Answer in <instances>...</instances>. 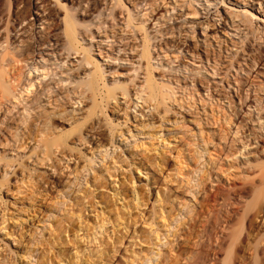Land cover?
<instances>
[{
    "label": "bare ground",
    "instance_id": "obj_1",
    "mask_svg": "<svg viewBox=\"0 0 264 264\" xmlns=\"http://www.w3.org/2000/svg\"><path fill=\"white\" fill-rule=\"evenodd\" d=\"M263 17L264 0H0V264H264Z\"/></svg>",
    "mask_w": 264,
    "mask_h": 264
},
{
    "label": "rangeland",
    "instance_id": "obj_2",
    "mask_svg": "<svg viewBox=\"0 0 264 264\" xmlns=\"http://www.w3.org/2000/svg\"><path fill=\"white\" fill-rule=\"evenodd\" d=\"M228 1V0H227ZM218 6L220 7V9H224L225 8V6L224 5H222L221 3H218ZM229 6V5H228ZM210 8H211V11L209 12V13H205V11H202V15H196V16H189V18L190 19H195V20H202V19H206V20H211V21H215L216 19H217V17H213V16H211V13H214V11H215V6L214 5H210ZM234 8V7H233ZM238 8V7H237ZM242 8V7H241ZM246 8H249V9H251V10H253V7H251L250 5H247V7ZM54 9H56L57 10V7L56 6H54ZM239 10V9H238ZM5 13V12H4ZM215 14V13H214ZM262 18V17H261ZM264 18V17H263ZM255 19V22H258L259 24H263V22H261L259 19L260 18H257V17H255L254 18ZM221 26V24L219 25V27ZM221 28V27H220ZM214 31H213V29H211L210 30V34L211 33H213ZM217 36H219V34H217ZM23 64L21 63V62H18V63H14V68H12V70H11V74H16V75H21L22 77H23V75L26 73V71H27V68H23V72L21 73V74H19V71H20V68H21V66H22ZM33 75L34 74H31L30 76L31 77H33ZM48 77H49V75L46 77V79H48ZM40 82V80H38L37 81V83H39ZM33 90H35V86H34V88H33ZM8 103H5V105L4 106H6ZM3 106V105H2ZM14 112V111H13ZM177 127H178V125H177ZM211 129H215V130H217L216 129V127L214 126V127H212ZM195 131V130H194ZM184 135V136H186V140L187 141H189V142H192L193 141V139H196L197 137H194V136H192V134L190 133V132H188V131H185V130H181V135ZM165 135L167 136V135H169V133H165ZM170 135H173V133H170ZM4 147H3V145H0V152H4V149H3ZM182 148L184 149V154H186V155H188V154H190V155H188V156H190V157H193V156H191V154H195L194 153V151H195V148H196V145H192V144H189V145H185V146H183L182 145ZM8 150V149H7ZM117 151L119 152L120 151V148L119 149H117ZM2 152V153H3ZM8 152V151H7ZM21 152V151H20ZM214 156H216V155H214ZM196 157H194V158H192V161H190V167L191 166H194V164H195V161H196ZM80 163H82V161H80ZM214 162H208V159H207V156L206 155H204V156H201L200 158H199V161H198V165L196 164V166L197 167H199L201 170L199 171H197L196 172V177H198V178H200V176H204V174H203V170H205L206 172L214 165L213 164ZM57 165H59L58 163H57ZM169 167L170 168H173L174 167V159L173 158H171L170 159V161H169ZM187 170V169H186ZM256 171H258L257 170V168L256 169H254L253 171H251L250 172V176L251 177H254L255 176V174L257 173ZM187 172V171H186ZM255 172V173H254ZM259 172V171H258ZM158 173V172H157ZM161 174V173H160ZM258 174V173H257ZM256 174V175H257ZM254 175V176H253ZM63 176V175H62ZM254 178H256V177H254ZM140 180L141 181H143V179H141L140 178ZM141 181H138V184L141 182ZM239 182V183H238ZM225 183V178H222V182H220V183H217V182H215L214 184H213V188L209 191L210 193H212V194H215L216 192H217V190H220V191H226L227 189H228V187H227V184H224ZM237 184L239 185V184H241L240 183V181H237ZM171 185L173 186V187H177L176 185H177V182L176 181H174V182H172L171 183ZM178 191L180 192V193H178V195H183L182 193H183V191H184V189H182V188H179L178 189ZM247 195V194H246ZM245 194L241 197V198H239V199H241V203H243L245 200H248L249 198H248V196H246ZM186 197L187 198H190L191 197V195H186ZM10 198L11 197H8V202H9V200H10ZM237 201H239V200H237ZM221 202H222V200H219V202L217 203V202H215L214 200H211V201H205V202H203L204 203V207H202V208H200L199 207V205H198V207H197V209H198V211L199 212H201V214H203V212H207L206 211V209H207V207L209 206V208L210 209H213V208H215L214 210L216 211L217 210V208H219L220 207V204H221ZM214 210H212L211 211V213H210V216L211 215H213L214 214ZM10 212H12V210H10ZM205 214V213H204ZM207 214V213H206ZM254 215H255V217H254ZM253 219H254V221L256 222V223H258V222H260V219H261V217H256V214L254 213L252 216H251Z\"/></svg>",
    "mask_w": 264,
    "mask_h": 264
}]
</instances>
